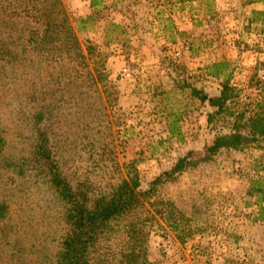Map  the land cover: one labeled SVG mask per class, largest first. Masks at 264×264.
<instances>
[{"label": "rangeland", "instance_id": "374dc122", "mask_svg": "<svg viewBox=\"0 0 264 264\" xmlns=\"http://www.w3.org/2000/svg\"><path fill=\"white\" fill-rule=\"evenodd\" d=\"M58 1L91 76L51 64L27 43L35 22L0 7V264H49L71 229L34 157L42 131L91 199L133 175L144 190L162 177L111 223L91 264H118L129 244L144 251L143 264H264V192L252 183L264 179V137L206 158L219 130L231 129L211 123L216 107L192 92L219 95L224 79L211 65L228 60L239 93L230 110L263 98L264 17L254 11L264 0ZM0 3L12 10L14 0Z\"/></svg>", "mask_w": 264, "mask_h": 264}, {"label": "trees", "instance_id": "16d2710c", "mask_svg": "<svg viewBox=\"0 0 264 264\" xmlns=\"http://www.w3.org/2000/svg\"><path fill=\"white\" fill-rule=\"evenodd\" d=\"M57 2L59 1L24 0L17 4L14 0V5L10 6L12 10H7L9 6L2 3L0 7L9 18H13L15 14L17 16L25 14L35 22L27 34V43L38 54L48 58L51 64L56 63L61 67L73 64L71 75L83 70L82 76H91L86 55L69 16L62 8L53 10ZM91 3L96 5L97 0H92ZM254 14L264 17V10L254 11ZM11 21L8 20L9 23ZM229 65L228 60L211 65L214 69L213 75L224 79L219 95L208 96L202 90L192 88L193 94L200 100H209L210 104L216 107L214 113L210 114L209 121L211 123L214 121L215 124L216 121H225L231 129L228 132L219 130L217 137L207 148L206 158L221 148L243 150L256 137H264V96L255 102L253 107L230 110L231 103L236 100L239 93L236 86L231 84L233 73ZM68 71L69 68L63 70V72ZM227 116H230L228 121ZM244 127L249 129L247 133L242 131ZM40 134V140L34 149V157L39 169L49 177L59 199L65 203V217L71 227L63 236L56 257L49 264H91V250L110 228L111 223L141 206L144 199L154 191V185L162 181V177L155 178L151 188L144 190L140 187L138 176L133 175L130 180L123 179L108 194L91 199L87 189L75 185L62 171L47 134L44 131ZM4 142L5 137L0 126V153ZM184 161L185 158L180 159L171 172L181 169ZM259 169L264 170V162L260 164ZM252 183L253 187L264 192V179L254 180ZM261 210V217L264 220V205H261ZM134 226L129 227L130 242L132 237L133 241L137 238ZM143 261L144 251L131 244L120 251L118 258V264H143Z\"/></svg>", "mask_w": 264, "mask_h": 264}]
</instances>
